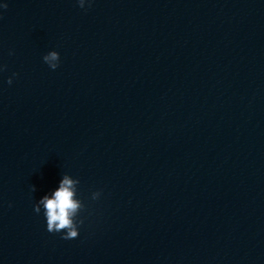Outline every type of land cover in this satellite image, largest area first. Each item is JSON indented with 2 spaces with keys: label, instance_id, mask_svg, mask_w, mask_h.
I'll return each instance as SVG.
<instances>
[{
  "label": "clouds",
  "instance_id": "1",
  "mask_svg": "<svg viewBox=\"0 0 264 264\" xmlns=\"http://www.w3.org/2000/svg\"><path fill=\"white\" fill-rule=\"evenodd\" d=\"M79 7H85V0H77ZM89 7L91 0H88ZM7 3L0 5V8L7 9ZM12 53L10 52L9 55ZM43 61L50 69L55 70L59 67L60 55L57 51H50L43 56ZM6 66L0 65V71H4ZM16 73H13L15 76ZM13 78L9 77L7 83L11 85ZM80 183L78 179L72 178L68 174H64L59 182V186L50 194L44 195L38 203L34 205V211L39 214L43 209V214L47 222V231L50 233H64L61 237L64 240L75 239L79 236V225L83 224V220H77V216L84 207L81 200L77 199V185ZM32 191L36 188L32 185ZM99 191L92 193V199L96 200L100 197Z\"/></svg>",
  "mask_w": 264,
  "mask_h": 264
}]
</instances>
